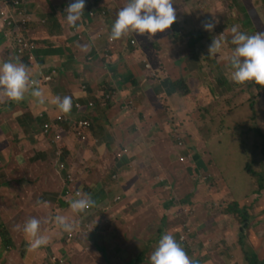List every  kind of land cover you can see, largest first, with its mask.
Returning a JSON list of instances; mask_svg holds the SVG:
<instances>
[{
    "label": "crops",
    "instance_id": "crops-1",
    "mask_svg": "<svg viewBox=\"0 0 264 264\" xmlns=\"http://www.w3.org/2000/svg\"><path fill=\"white\" fill-rule=\"evenodd\" d=\"M21 1L34 15L28 34L37 42L34 60L27 66L40 81L48 100L37 105L29 96L20 101L0 96V264H48L49 256L54 254L63 257L64 264H132L138 258L139 264H150V253L162 234L170 233L177 240L173 221L163 215L159 219L152 206H159L160 191L154 192L159 187L157 182L167 181L159 166L165 162L163 166L171 170V175L177 168L173 165L182 157L179 152L195 150L199 156H207L208 143L224 135L231 138L229 127L245 125L251 143L264 137V100L258 97L254 105V110L261 111L256 117L260 121L258 131L250 126L255 101L249 97L250 105L249 99L246 103L235 99L240 84L230 79L226 60L234 47L230 43L232 26L248 34L264 32V0H206V7L199 0H173L179 27L176 32L181 37L172 38L168 29L152 38L130 32L127 38L138 41V47L130 50L126 49L125 40L108 39L116 13L126 0H98V11L104 14L96 18L86 14V10L94 8L95 0H85L78 29L68 26L64 19V9L71 0ZM184 1H188L189 8L182 7ZM1 3L0 0V6ZM213 18V30H204L202 22ZM193 31L197 33L192 34ZM98 32L101 34L96 36ZM221 36V48L209 56V44ZM12 59L19 61L6 45L0 26V61ZM186 75L196 89L191 96L180 95L172 86L173 80ZM46 76L52 77L48 83L43 82ZM205 84L209 85L206 91ZM104 88L111 91L107 92L111 99L100 97ZM212 90L220 95L228 93L231 98L224 106L226 115H214L220 110L218 106L212 116L228 125L216 129L209 139L208 130L201 131V127H210V117H203L202 113L211 100ZM56 95L73 98L66 117L77 114L75 103L83 107L93 103L84 115L92 124L88 142L80 144L70 136L67 124H61L66 129L60 141L54 142L43 133L45 122L63 114L48 102ZM235 136L240 143L239 136ZM65 147L63 153L67 157L62 158L61 149ZM120 149L128 153L117 160L115 154ZM61 164L65 167L61 168ZM68 174L74 178L72 187L90 193L95 201L91 210L72 213L68 203L62 201L61 195L69 185ZM184 178L168 179L167 183L187 181ZM188 183H183L184 191L189 190ZM115 197L120 200L115 201L118 206L113 209L110 203ZM37 200L42 203L37 205ZM92 211L93 231L89 228L81 237L68 239L69 233L85 221L90 222ZM261 211L259 228L263 231V203ZM123 213L129 217H123ZM56 214L72 218L74 230L58 229L50 219ZM29 217L41 220V231L49 238L46 245L31 252L22 232ZM129 221L134 222V230H129ZM107 227L111 229L106 231ZM252 230L247 237L257 250ZM223 234L231 246L233 235L226 229ZM258 237L264 239V233H258ZM183 249L188 256L193 255V250ZM207 258L211 264H220L218 258L210 256L203 257L198 264H208Z\"/></svg>",
    "mask_w": 264,
    "mask_h": 264
},
{
    "label": "clouds",
    "instance_id": "clouds-1",
    "mask_svg": "<svg viewBox=\"0 0 264 264\" xmlns=\"http://www.w3.org/2000/svg\"><path fill=\"white\" fill-rule=\"evenodd\" d=\"M1 6H0V26H1V32L4 35V40L6 42V45L10 47L15 56L19 59V61L12 59V60H3L0 61V96L7 98L11 101H20L25 98V96H29L31 98H34L35 103L37 105H44L46 101L48 100L46 93L44 90L39 86L40 81L33 77L32 71L30 68L25 65L28 61L29 63H32L34 60V51L37 49L35 44V38L28 34V25L31 21L34 19V15L32 12L28 11L23 1L21 0H1ZM84 4L85 0H71V2L67 5V7L64 9V19L68 26L72 28L78 29L80 27L79 21L81 20L83 10H84ZM12 10H20V14L15 13L14 18L16 20V24L9 26L6 23V20L4 19L5 15H8L11 13ZM91 16L96 18L99 15H103L104 12L96 11L93 13L90 12ZM176 20V14L175 9L173 7V0H126V3L123 7H121L117 13L116 17L113 20L108 39L110 42L117 40L121 38L124 35H127L128 33H135L137 35H145L146 38H152L153 34L157 32H163L165 29H168L170 25L173 24V22ZM215 19L205 20L202 22V28L206 31H212L215 27ZM231 37H230V43L234 47L231 50V54L226 58L228 67L230 68V79L236 83H245V82H254L256 85L264 86V32H256L253 34H248L245 32H242L238 30L237 26H232L230 29ZM101 32H98L96 36H99ZM18 36L24 37L25 39L34 42L35 47L31 51L30 54L25 51L22 55L18 54L17 52V44H16V38ZM112 40V41H111ZM223 43V37L221 36L220 39L213 38L211 43L208 46V55H214L220 48ZM82 47H87L82 46ZM146 66L148 68H151L149 63H146ZM52 80L51 76H46L43 78L44 83H48ZM195 86V85H194ZM238 90L241 91L240 86H238ZM234 88H237V85L234 86ZM248 92L250 94L249 97L253 98V101H255L251 107L252 111L250 113L252 120L250 121V126L253 127V129L260 131V127L257 126L256 122V114L257 109L254 110V105L257 102L258 97H261L264 100V97L262 93H258L256 88L252 89H245V91H241V93ZM211 94L217 95L222 100L220 101V104L215 106L212 110V112L216 111V108L219 106L220 110L222 108L224 109V106L228 105L231 97L228 93H225L223 95L214 93L212 91ZM100 97H103L105 99H111V94L107 93L105 96H103V92L101 93ZM211 98V97H210ZM72 97L69 95H56L51 97V100L48 101L56 106V108L63 114H60L56 116L54 119L55 121H47L43 124L42 130L45 135H50L53 138V141H60L65 137L64 129H66L61 124H67L70 127L68 128V134L70 136H73L76 138V140L81 144V142L86 143L88 142V132L92 126L91 121L88 120V118L84 117L85 114L89 113L88 108L93 107V103L89 102L87 104L88 107L82 106L80 103H75L74 108L77 110L76 115H70L66 117V115L71 111L72 108ZM212 100V98H211ZM210 100V101H211ZM209 102V101H208ZM264 103V102H263ZM252 104V101L250 100V105ZM207 105V104H206ZM264 112V111H263ZM261 113V111H260ZM225 111H224V114ZM203 117H209V115ZM60 117L61 119H58ZM259 117V115L257 116ZM80 121H86L88 122L89 126L85 128L84 135L85 139H83L81 136L77 134V125ZM222 122V121H221ZM49 124L48 130L45 129V125ZM222 124H225V122H222ZM226 125V124H225ZM245 125H239L237 127H229L228 129L232 131L235 135H238L240 140H243L250 148L249 155L247 154V151H245L241 145V143H238L241 146V150L245 152V155L242 156L246 159V164L244 167V170L246 174L249 176L248 169L253 170L254 172L259 173V171H264V154L262 153L261 144L257 145L256 150L261 154V158L259 159V164L262 165V168H259L258 170L254 167V165L257 163L255 159L250 158H256L257 155L252 152V144H256L257 141L251 144L249 142L248 138V128L246 127V139L248 142H246L244 138V131L241 132V130H244ZM64 127V128H62ZM223 128V127H222ZM242 128L241 130H239ZM209 130V127L203 126L201 127V131ZM67 134V135H68ZM66 135V136H67ZM262 141L261 138H258ZM260 141V142H261ZM264 141V140H263ZM262 141V142H263ZM128 153L126 149H120L115 154V158L117 160H121L123 156H125ZM208 155V154H207ZM204 158L198 155V152L193 155V152L185 150L184 154H182V157L179 158V162L184 165V162L186 165L183 167L185 171L187 172L188 169H191L194 176H189V178L192 179H199L200 178V170L203 169H209L207 166V162ZM202 159L204 162L199 161ZM61 168H64L65 166L63 164L60 165ZM178 170L181 168L176 165ZM252 175V174H251ZM116 178V176H114ZM73 176L71 174L67 175V182H69V185L66 186L63 194L61 195L62 201L65 203H68V206L72 213H79L83 212L85 210H91V207L94 206L95 201L91 197L90 193L84 192L82 189L72 187V181ZM190 180H188L189 182ZM191 184V182H189ZM254 183V182H252ZM171 184L173 183H168ZM174 185V184H173ZM204 186V184L202 183ZM200 186V184H199ZM252 191H255V189H252ZM264 190V189H263ZM261 190V192L263 191ZM202 193V192H201ZM227 196H230L229 191L226 193ZM120 197V196H119ZM114 198L115 201H119L120 199ZM179 203V200H175ZM37 205L41 204L42 202L37 200ZM43 203H47L44 201ZM175 204V202H172ZM207 208L208 205L206 204ZM214 206L217 209V213L219 214V219L223 220L224 222H227L228 220L221 214L219 210V206L214 203ZM209 207H212L209 206ZM246 210V208H243ZM94 210V209H93ZM247 212V210H246ZM90 218V222H84L82 226H79L74 232L69 233L68 236L71 234L72 236H69L70 239L75 237H81L80 235L85 232L86 229L90 228V231H93L91 228L93 216L94 213L92 211ZM51 222L61 231L63 232H71L76 227L74 221L72 218L62 215V214H56L52 216ZM216 219L215 225L212 223L209 227H213L217 230L218 233L223 234V231L225 230V227L222 226V222ZM172 220V219H171ZM223 222V223H224ZM41 220L35 218V217H29L26 219L22 226V232L24 235V238L27 242V250L29 252L34 251L41 246H44L48 243V236L45 235L40 228ZM227 225V224H226ZM228 226V225H227ZM250 223H248L247 230L245 232L247 237V232L249 230ZM230 228V227H228ZM234 230H236L238 233H240V229L237 230L235 227H233ZM207 230V229H206ZM205 231V230H203ZM230 232L233 235V242L231 246H228L224 241H221L220 243L215 244H222V246L215 247L219 252H229L232 253L234 250V232L230 228ZM184 235L181 233L176 232V238L173 237L170 233H164L160 236L158 239L156 246L152 250L149 256L150 264H198L200 262L197 261V257L194 259H191L187 253L185 252L184 248H187L190 250L189 246L184 243V240L182 239L180 243V238ZM248 238V237H247ZM69 239V238H68ZM250 244V243H249ZM183 246V247H182ZM251 246V245H250ZM252 247V246H251ZM256 253L257 250H255ZM49 262L48 264H64L65 260L61 256L57 255H50L49 256ZM231 260H234L235 264L237 263V259L230 256Z\"/></svg>",
    "mask_w": 264,
    "mask_h": 264
},
{
    "label": "rangeland",
    "instance_id": "rangeland-1",
    "mask_svg": "<svg viewBox=\"0 0 264 264\" xmlns=\"http://www.w3.org/2000/svg\"><path fill=\"white\" fill-rule=\"evenodd\" d=\"M206 1V0H205ZM210 1V0H209ZM214 1V0H211ZM251 3V2H250ZM182 7H188L189 4L188 1H184L183 4H181ZM221 7H224V3H221ZM34 20V19H33ZM36 48H37V42L35 40ZM228 72V71H226ZM216 88H219L216 86ZM213 91V90H212ZM175 92V91H174ZM214 92V91H213ZM215 93V92H214ZM234 96V93H233ZM250 94L248 95L247 93H241L240 90L236 91L235 94V99H239V102H244L246 103L249 99ZM250 101V99H249ZM176 107V105H174ZM219 112V113H218ZM218 112H212L209 114L210 120V127L207 132L208 137L207 138H213V136L216 134V129L219 130L222 127L228 125L227 121H225V124H222L219 119H212L213 113L215 116L222 114V110H218ZM260 114L259 109H257V114L256 117ZM257 124L260 122L256 118ZM230 123V122H229ZM244 127V130H239L244 131V138L246 142L248 140L246 139V126ZM263 128H264V123H263ZM212 130V132H211ZM211 134L209 135V133ZM204 134V132H202ZM226 133V132H225ZM232 134V135H231ZM231 138L227 136H221L220 138H217L213 143H208V148L210 150V153L205 157V161L207 162V166L209 169H203L200 170V178L199 179H190L189 176H194L193 172L191 169H188L187 172L183 168L182 164L180 162L176 163L173 165L176 166L178 165L181 169L178 170V172L173 171L170 175V169L167 168L165 162H163V165L159 166V170L161 172H164L167 177V181L163 182V184L157 182L159 184V187L156 188V191H160L159 194V206L155 207V203H152V206L154 209L157 211L159 215V219L163 215V218L167 220L173 221V226H174V232H178L184 235L185 240L183 239V236L180 238L179 242L181 240H184L183 244H186L189 246L190 250H193L192 256H189L191 259L196 258L197 256L201 257H216L219 259L220 264H232V260L230 258V253L228 256H225L224 254H217V249L215 247L222 246V244H215V243H220L221 241H224L226 244L231 243L230 240L226 238L225 235H222L217 232V230L213 227H209L210 224L215 225V220L219 218V214L217 213V209L214 206V203H216L218 206L222 204V201L226 200V205L224 207H231L228 204V200L233 201V204H237L240 208H246L247 216H249L246 220V223H250L249 229H253L250 231L251 235L253 236L252 239L255 241L257 245V252L259 257H264V239L261 237H258V233L262 235L264 233V230L262 231L260 220L259 218L261 217L262 211V203L264 204V193L261 192V190L257 189L256 190V182H257V177L254 175L249 174V176L246 174L244 167H245V162L247 160L243 158L242 156L245 155V152L241 150V146L236 142L235 138L236 136L231 132ZM205 135V134H204ZM261 140L258 139L257 143L254 145L252 144V152L257 155V159L250 158V159H255L256 164L254 167L258 170L259 168H262V165L259 163V159L261 158V154L257 152L256 148L260 145ZM196 149V148H195ZM154 150V148H153ZM193 152V155H195V150H188ZM197 152V151H196ZM154 154H156L155 151H153ZM184 154L183 151L179 152V155ZM204 158V155H202ZM199 161L204 162L202 159ZM148 163H146L147 165ZM150 172L153 171V169L149 170ZM153 173V172H152ZM151 173V174H152ZM256 174H260L255 172ZM150 174V175H151ZM188 177V179L185 180H190L191 184H189L187 181H181V183H177L175 180L173 184H168L167 182L169 180H172L174 178H180ZM169 179V180H168ZM255 182V183H252ZM183 183H188V186L190 187L188 191L183 190ZM204 184V186L202 185ZM200 184V186H199ZM200 188V189H199ZM252 189H255V191H252ZM153 190H150L152 192ZM230 196H227L226 193H228ZM201 192L204 193V195L201 197ZM184 196H188L191 198L193 201L197 202V205L193 206H180L178 202L175 200L182 199ZM172 202H175L172 203ZM111 207L114 209L116 206H118V203L116 202H111ZM208 205V208L206 206ZM212 207H209L211 206ZM233 206V205H232ZM128 206H125L123 209L126 211ZM144 208V207H143ZM191 208V213H189V209ZM119 209V208H118ZM145 209V208H144ZM185 211V212H184ZM181 212H184V214H180ZM264 212V211H263ZM154 213V212H153ZM107 215V213H105ZM188 214V215H185ZM123 217L128 218L129 216L127 214H122ZM239 224L242 223L243 216L241 218L237 215ZM258 219V221H256ZM139 218H136L135 221L137 222L138 226H141L140 222L138 221ZM212 222V223H211ZM222 222V221H221ZM199 223H203L206 225L207 228H205L197 239H193L189 234L190 231H188V234H186L184 231L188 230V227L196 226ZM129 224L131 226L129 227V230H134V222L129 221ZM228 226H227V225ZM230 225L232 227H235V229L239 230L241 228L240 225L233 219V217H230V222H222V226L225 227L227 233L231 234V232L228 230V227ZM216 226V225H215ZM111 228L107 227L105 230L109 231ZM207 229V230H206ZM245 229V228H244ZM175 232V236H176ZM249 232V230H248ZM70 239V237L68 236ZM248 239V238H247ZM195 241V242H194ZM193 242V245H192ZM249 242V239H248ZM205 261H207L208 264H211V261L207 258ZM235 262V261H234ZM135 261L132 263L134 264ZM216 264V263H215ZM247 264V263H246Z\"/></svg>",
    "mask_w": 264,
    "mask_h": 264
},
{
    "label": "trees",
    "instance_id": "trees-1",
    "mask_svg": "<svg viewBox=\"0 0 264 264\" xmlns=\"http://www.w3.org/2000/svg\"><path fill=\"white\" fill-rule=\"evenodd\" d=\"M98 0H95L93 3V7L94 8H90L88 10H86V14H90V12L92 11L93 13H95L96 11H98L100 9L99 5H97ZM200 3H202L205 7L208 6V3L205 0H199ZM91 16V14H90ZM92 17V16H91ZM178 25L176 23V20L173 22L172 25H170V27L168 28V32L170 33V35L172 36V38L174 39H179L181 37V35L179 33H177V29H178ZM167 32V33H168ZM197 31H193L192 34H196ZM190 34L189 37H194V35ZM2 36L4 37L3 33ZM195 38V37H194ZM121 39L125 40L128 45L126 46V49L128 48H134V47H138V41L135 40L134 38H127V35H124L121 37ZM129 49V50H130ZM25 65H28V61L26 62ZM193 85V84H192ZM172 86H174L176 88V90L178 91V93L182 96H191L192 94L196 93V89L195 86H191V82L190 80L187 78L186 76H181L176 78L175 80L172 81ZM205 87V91L209 88L208 84L204 85ZM252 88H256L258 93H262L263 97H264V86H260V85H256L254 82H245V83H240V89L241 91H245V89H252ZM103 96H105L107 94V92H111L109 89H103ZM211 98L212 100L209 101L207 103V105H205V107L203 108V115L207 116L209 114L212 113V110L215 106L220 104V101L222 100L220 97H218L217 95L211 94ZM224 114V109L222 108V114ZM194 116L196 115V112H194L193 114ZM48 121H55V119H50ZM222 123V122H221ZM262 139H264V137H262ZM243 149L245 151H247V154L249 155V151L250 148L249 146L243 141H240ZM67 149V147L62 148L61 149V155L62 158H66V152L63 153V151ZM261 149L262 153L264 154V141L261 142ZM186 165V163L184 162V165H182L183 167ZM174 170L176 172H178V168H174ZM248 172L254 176L257 177V182H256V190H263L264 189V171L261 172L260 174H256L253 170L248 169ZM255 183V182H254ZM228 204L231 206L229 207H224L226 205V200L222 201V204L219 206V210L221 212V214L228 220V222H230V217L232 216L233 219L238 223V225L241 226L240 228V233H238L236 230H234V228L231 226V229L234 232V250L232 251V253H230V256L232 255V257L237 259V263L236 264H264V257H259L258 253H256V251L250 246L248 239L246 237V228L248 226V223H246V220L249 216H247L246 214V210L243 208H240L237 204H233V201L228 200ZM179 204L180 206H193V205H197L196 201H193L191 198H189L188 196H184L182 199H179ZM233 205V206H232ZM185 212V211H184ZM184 212H181L180 214H184ZM191 213V208L189 209V213ZM185 214V215H188ZM237 215L241 218V216H243L242 219V223L239 224ZM188 227V230L184 231L186 234H188V231H190V236L195 240L197 239L199 236L201 237V233L203 232V230L206 227V225H204L203 223H199L196 226H192ZM230 227V225H229ZM245 228V229H244ZM195 242V241H194ZM193 245V242H192ZM217 254H224L225 256L229 257V254H227V252L221 253L219 251H217ZM140 259H136L134 264H139L140 263ZM197 261L198 262H202L203 261V257L198 256L197 257ZM235 264V263H232Z\"/></svg>",
    "mask_w": 264,
    "mask_h": 264
},
{
    "label": "built area",
    "instance_id": "built-area-1",
    "mask_svg": "<svg viewBox=\"0 0 264 264\" xmlns=\"http://www.w3.org/2000/svg\"><path fill=\"white\" fill-rule=\"evenodd\" d=\"M15 13L20 14V10H12L10 14L5 15L4 19L6 20V23L9 26L15 25L16 24V20L14 18ZM112 41V40H111ZM16 44L18 46L17 48V52L18 54L22 55L25 51H27L28 54L31 53V51L34 49L35 44L32 41H29L27 39H25L24 37L18 36L16 38ZM58 119H61L60 117H58ZM89 126L88 122L86 121H80L77 125V134L79 136H81L83 139H85V135L84 133V129L87 128ZM49 128V124L45 125V129L48 130ZM69 236H72L71 234Z\"/></svg>",
    "mask_w": 264,
    "mask_h": 264
}]
</instances>
